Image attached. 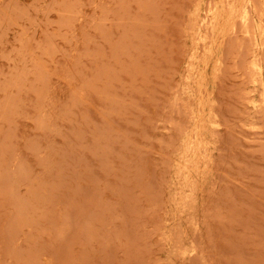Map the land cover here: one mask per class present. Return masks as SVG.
Instances as JSON below:
<instances>
[{"label":"rangeland","instance_id":"obj_1","mask_svg":"<svg viewBox=\"0 0 264 264\" xmlns=\"http://www.w3.org/2000/svg\"><path fill=\"white\" fill-rule=\"evenodd\" d=\"M0 264H264V0H0Z\"/></svg>","mask_w":264,"mask_h":264}]
</instances>
